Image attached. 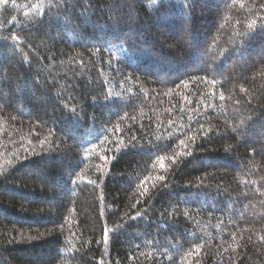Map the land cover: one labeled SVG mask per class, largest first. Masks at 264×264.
<instances>
[{"label":"trees","instance_id":"1","mask_svg":"<svg viewBox=\"0 0 264 264\" xmlns=\"http://www.w3.org/2000/svg\"><path fill=\"white\" fill-rule=\"evenodd\" d=\"M262 5H0V264H264Z\"/></svg>","mask_w":264,"mask_h":264},{"label":"snow or ice","instance_id":"2","mask_svg":"<svg viewBox=\"0 0 264 264\" xmlns=\"http://www.w3.org/2000/svg\"><path fill=\"white\" fill-rule=\"evenodd\" d=\"M8 2H9V0H0V5H7ZM13 2H15V0H13ZM262 7H264V5H262ZM262 19H264V18H262ZM13 20H15V17H13ZM0 27H3V22L2 21H0ZM11 39L14 40V41H18V37H16L15 35H13L11 37ZM185 84H187L186 81H185ZM221 98H223V97H221ZM93 147H94V145H93ZM161 159H163V158H161ZM161 179H163V177H161ZM91 183L94 184L95 181H92ZM137 215L139 216V213H137ZM104 232H105V241H106L107 240V237H108L107 229H105ZM29 239H34V237H30ZM260 239L261 240H264V236H261Z\"/></svg>","mask_w":264,"mask_h":264},{"label":"rangeland","instance_id":"3","mask_svg":"<svg viewBox=\"0 0 264 264\" xmlns=\"http://www.w3.org/2000/svg\"><path fill=\"white\" fill-rule=\"evenodd\" d=\"M195 62V61H194ZM154 70H151L154 74H157L158 73V71H157V69H155L154 67H152ZM157 72V73H155V72ZM172 73H174V71L172 72ZM37 178V177H36ZM60 188V187H59Z\"/></svg>","mask_w":264,"mask_h":264}]
</instances>
